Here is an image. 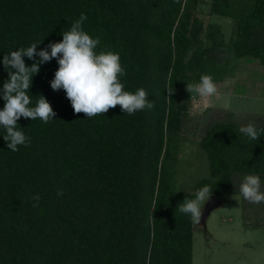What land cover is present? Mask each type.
<instances>
[{"label":"trees","instance_id":"1","mask_svg":"<svg viewBox=\"0 0 264 264\" xmlns=\"http://www.w3.org/2000/svg\"><path fill=\"white\" fill-rule=\"evenodd\" d=\"M199 5L234 21L229 43L200 19ZM82 13L84 30L100 39L97 51L119 53L124 90L145 88L154 108L127 115L117 105L87 118L63 89H51L57 61L40 65L31 106L42 95L56 115L48 123L21 117L31 143L16 152L0 128V264H193L195 223L177 205L204 185L222 198L238 195L246 174L264 180V133L249 140L239 123L209 124L201 148L211 179L179 192L191 101L182 92L202 74L223 82L232 56L264 66V0H0V88L11 71L5 54L61 41ZM23 59L31 66L39 58ZM253 119L264 128V117ZM243 211L245 229H264V203L243 199Z\"/></svg>","mask_w":264,"mask_h":264},{"label":"clouds","instance_id":"2","mask_svg":"<svg viewBox=\"0 0 264 264\" xmlns=\"http://www.w3.org/2000/svg\"><path fill=\"white\" fill-rule=\"evenodd\" d=\"M87 19L81 14L68 31L62 32V40L52 42L46 48L37 50L39 43L33 42L27 48H19L4 55L2 63L5 69H11L9 78L0 88V98L4 106L0 109V128L4 130L3 139L12 152L19 151V146H30L31 138L26 136L17 121L23 117L32 120L40 119L48 123L56 115L50 102L44 96H38L35 106L29 89L32 77L40 71V65L55 59L58 68L50 81L53 91L64 90L73 111L84 113L92 118L109 109L120 106L127 115L137 111L151 110L154 101L149 100V93L140 87L135 92L125 91L121 78L126 75L120 55L117 52L99 50L100 39L93 38L83 28ZM39 59L27 66L24 57ZM187 91L200 97L214 96L217 85L210 74H202L198 83L187 84ZM172 93V92H171ZM75 122V121H73ZM239 132L249 138L258 140L264 128H257L249 123L239 128ZM212 188L204 185L195 191L194 198H188L177 205L176 210L190 217L193 223L199 224L203 215V206L210 199ZM57 195L62 196L63 190L58 189ZM239 195L249 203H264V190L259 175L246 174L239 184ZM39 194L31 197L32 206L39 207Z\"/></svg>","mask_w":264,"mask_h":264},{"label":"rangeland","instance_id":"3","mask_svg":"<svg viewBox=\"0 0 264 264\" xmlns=\"http://www.w3.org/2000/svg\"><path fill=\"white\" fill-rule=\"evenodd\" d=\"M197 13L206 25L215 24L213 29L230 42L234 29L231 18L210 15L209 5H199ZM232 57V70L223 82L216 83L214 96L182 92L191 101L188 132L177 153L174 183L179 192H192L200 181L211 179L209 160L201 148L209 124L231 121L244 125L253 123V116L264 117V66L251 58ZM222 200L223 206L207 220V229L195 223L193 264H264V229L244 228L243 198L239 194L223 196Z\"/></svg>","mask_w":264,"mask_h":264},{"label":"water","instance_id":"4","mask_svg":"<svg viewBox=\"0 0 264 264\" xmlns=\"http://www.w3.org/2000/svg\"><path fill=\"white\" fill-rule=\"evenodd\" d=\"M224 204V201L222 200L221 197H218L216 195H212L209 202L206 204L204 210H203V215L200 223L203 225L205 229H207V220L211 216V214L222 207Z\"/></svg>","mask_w":264,"mask_h":264}]
</instances>
